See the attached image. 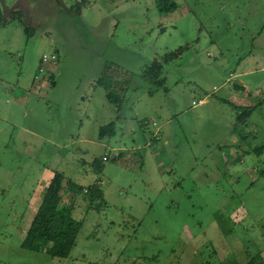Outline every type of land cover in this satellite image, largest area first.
<instances>
[{
    "label": "rangeland",
    "instance_id": "obj_1",
    "mask_svg": "<svg viewBox=\"0 0 264 264\" xmlns=\"http://www.w3.org/2000/svg\"><path fill=\"white\" fill-rule=\"evenodd\" d=\"M172 1L0 0V264L264 261V0ZM223 99L257 107L237 123ZM55 173L81 222L62 259L21 248Z\"/></svg>",
    "mask_w": 264,
    "mask_h": 264
},
{
    "label": "trees",
    "instance_id": "obj_2",
    "mask_svg": "<svg viewBox=\"0 0 264 264\" xmlns=\"http://www.w3.org/2000/svg\"><path fill=\"white\" fill-rule=\"evenodd\" d=\"M156 6L159 13L163 15L172 13L177 9V5L172 0H156ZM20 14L21 13L18 12L17 15ZM3 23L6 22L0 15V26ZM181 52L182 49H179L175 52L165 54L163 62L167 63L178 58L181 55ZM104 73L99 78L98 84L105 89L107 100L110 103H113L116 111L119 112L121 109V99L113 92V90H111V85L107 83ZM161 74L162 64L155 61L152 65L146 68L143 77L149 80L152 84L158 87H163L165 80L160 77ZM158 78H161L162 80H158ZM231 106L236 112L237 123H244L249 119L253 111V108L251 107ZM114 133V122H110L99 128V137L112 136ZM94 164H97L96 166L98 170L102 166L101 162L98 161H95ZM64 180V177L59 173H55L50 179L45 188L40 206L38 207L29 228L24 234L21 248L31 252H46L50 257L59 259L66 258L70 254L75 245L79 229L81 228V222L76 221L71 216V205H61V191L63 189ZM65 184L66 186L69 185V190L71 192H81L83 198L88 201V203L91 204L94 201H98L103 204V193L100 190L99 185L81 188L69 181H66ZM246 264H264V261L260 256H256L250 258Z\"/></svg>",
    "mask_w": 264,
    "mask_h": 264
},
{
    "label": "built area",
    "instance_id": "obj_3",
    "mask_svg": "<svg viewBox=\"0 0 264 264\" xmlns=\"http://www.w3.org/2000/svg\"><path fill=\"white\" fill-rule=\"evenodd\" d=\"M78 1H79V0H78ZM56 60H57V56H56L55 54L50 55L49 57L46 56V55H43V56H42V60H41V62H42V63H47V62H50V61H56ZM43 71H44V69H43L42 67H40L39 70H38L39 73H42ZM35 79H37V76H35ZM202 102H203L202 100L197 101V103L192 102V105H193V106H197V105L201 104ZM152 125L155 126L154 123H153ZM158 133H159V131H158V129H157V130L155 131V133L153 134V137H154L155 139H158V138H157V137H158ZM103 161H106V158H105V157H103Z\"/></svg>",
    "mask_w": 264,
    "mask_h": 264
},
{
    "label": "crops",
    "instance_id": "obj_4",
    "mask_svg": "<svg viewBox=\"0 0 264 264\" xmlns=\"http://www.w3.org/2000/svg\"><path fill=\"white\" fill-rule=\"evenodd\" d=\"M16 12H20V13H22L21 10L16 11ZM1 14H2V15H1ZM0 15L6 17V16H5L3 13H1V12H0ZM3 19L5 20V18H3ZM241 63H243V61L240 62V64H241ZM243 74H244V73H243ZM241 75H242V74H241ZM236 76H237V75H235V74L233 75L232 73L229 74V78L236 77ZM227 79H228V78H226V81H227ZM34 80H35V78H34ZM234 88H235V89H243V90H245V87H244V86H241V85H234ZM223 102L226 103V104H228L231 108H232L231 105L236 106V107H237V106H238V107H242V106H239V105H237V104H234V103H232V102H230V101H228V100H224V99H223ZM247 107H251V108H253V111H255L257 105H256V106H253V105L251 106V105H250V106H247ZM253 111H252V113H253ZM252 113H251V114H252ZM250 117H251V115H250ZM152 124H153V123H152ZM256 134H257V133H256ZM262 149H263V148H262Z\"/></svg>",
    "mask_w": 264,
    "mask_h": 264
}]
</instances>
